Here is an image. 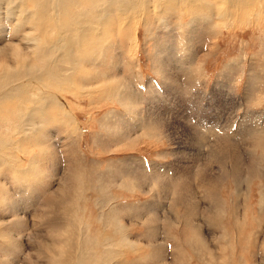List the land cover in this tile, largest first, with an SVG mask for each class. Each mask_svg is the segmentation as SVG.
Here are the masks:
<instances>
[{"label":"rangeland","instance_id":"rangeland-1","mask_svg":"<svg viewBox=\"0 0 264 264\" xmlns=\"http://www.w3.org/2000/svg\"><path fill=\"white\" fill-rule=\"evenodd\" d=\"M114 2L0 0V264H264V0Z\"/></svg>","mask_w":264,"mask_h":264},{"label":"bare ground","instance_id":"bare-ground-1","mask_svg":"<svg viewBox=\"0 0 264 264\" xmlns=\"http://www.w3.org/2000/svg\"><path fill=\"white\" fill-rule=\"evenodd\" d=\"M30 2H31V4H33V5H35L37 8H40V9H47V7H45L44 5H39L38 4V0H29ZM55 1H58L59 2V4L61 5V8L63 9V11H65V13H66V15H68L70 18H69V20H72L74 23H72V24H75V23H78L79 21H83L82 20V16H84V14L87 12V10H86V6L83 4V2H86V3H88V4H91L92 5V9H93V13H90L89 14V16L93 19V20H90L91 22H88L87 23V25H84L83 27H80V24H77L76 26H75V28L76 29H73V26H72V24L70 23V25H66V27L68 26V29H67V34H70V35H68V36H71V35H78V34H82V31L83 30H88V31H92V32H94V31H96L97 30V28L95 27V25H99V23H98V20L97 19H95L94 17H98L99 16V13L101 14V12H102V6H101V0H96V3H95V0H55ZM105 1V0H104ZM144 1H146V0H144ZM103 2V1H102ZM50 5L52 4V5H54L55 6V8H54V10H53V12L54 13H56L54 16H53V18H52V20L54 21V22H56L57 24H59V21L58 20H56V18L59 16L57 13H61V9L59 8V6L58 5H56V4H54V3H50V2H48ZM115 4H116V6H117V8H118V10L120 11V12H123V11H125V10H127V11H129L130 9L131 10H134V11H136V8H137V6L138 5H141V6H143V5H145V3H140V2H137V4H135V3H133L132 2V0H117V2H114ZM151 3V2H150ZM78 4V7L75 9V12L73 11V8H74V6L75 5H77ZM101 6V7H100ZM146 8V7H145ZM82 9H83V13H82ZM107 9V8H106ZM106 9H104L103 8V12L105 13L106 12V14H105V17L106 18H108V17H110V14H109V12H107V10ZM124 13V12H123ZM104 15V14H103ZM112 16H114V9H113V11H112ZM105 17H104V20H107V19H105ZM85 18V17H84ZM99 18V17H98ZM86 19V18H85ZM64 20V22H67L68 21V19L66 20V19H63ZM82 24V23H81ZM103 24H104V22H103ZM57 28H60L59 26H57L56 27V29H55V31L57 30ZM84 28V29H83ZM84 32V31H83ZM57 33V32H56ZM95 33V32H94ZM186 101V100H185ZM187 106V105H186ZM190 109V108H189ZM192 109V108H191ZM196 109V108H195ZM204 118V117H203ZM220 118V117H219ZM202 119V118H201ZM205 119V118H204ZM202 121V120H201ZM203 123H205V121L203 120L202 121ZM212 123V122H211ZM208 125H210V123L208 124ZM213 125H211V127H212ZM210 127V128H211ZM226 131V130H225ZM225 131H224V133H225ZM223 134V133H222ZM238 135V134H237ZM227 143H223V142H221V144L223 145V147H224V149L226 150V151H232V152H235L237 149L235 148V145L234 144H231V143H229L228 141H226ZM219 144V143H218ZM220 145V144H219ZM218 145V146H219ZM219 147H221V146H219ZM262 147V146H261ZM217 148V147H216ZM236 153V152H235ZM217 154V153H216ZM216 154H215V156H216ZM219 155V154H218ZM230 156V155H229ZM221 157V156H220ZM219 157V158H220ZM226 157V156H225ZM228 157V156H227ZM231 157V156H230ZM212 159H214V158H212ZM222 159H224L223 157H222ZM222 159H220V160H222ZM222 162V161H221ZM223 162H225V160L223 161ZM241 166V165H240ZM225 167V166H224ZM239 167V166H238ZM206 170V169H205ZM236 170V169H235ZM188 171V170H187ZM238 171V170H237ZM171 171L169 170V173H170ZM183 173V172H182ZM170 174H172V173H170ZM219 178V177H218ZM217 178V179H218ZM209 179H211V178H209ZM175 180H173V181H171L170 183H172V184H174L173 182H174ZM209 181V180H208ZM137 184H140V180L139 179H137ZM211 182V181H210ZM213 182V181H212ZM212 182H211V184H212ZM219 182V181H218ZM169 183V184H170ZM168 184V185H169ZM175 184H176V186L178 185L176 182H175ZM218 185V183H217V181H215V182H213V185ZM184 186V185H183ZM173 188V187H172ZM185 188V187H184ZM188 188V187H187ZM170 189H171V187H170ZM173 190H175V188H173ZM182 191H183V189H182ZM176 193H178L179 195H181V193L180 192H178V191H176ZM211 197V196H210ZM183 199H185V200H187L186 199V197L183 195H181V196H177V201H181V200H183ZM211 199L212 200H214L215 199V197H214V195H212V197H211ZM191 201V200H190ZM188 203H189V201H188ZM193 202H190V204H192ZM191 205H189L188 206V208H191L190 207ZM195 208V207H194ZM196 209V208H195ZM195 209H191V211L190 212H188V214H190L191 212H192V215H193V212L195 211ZM192 218V217H191ZM213 218H211V220H212ZM215 221H211V223H214ZM54 251V250H53ZM59 252V257H58V259L60 260V257H62L63 256V254L64 253H67V251H65V250H62V249H60V248H56V252ZM61 253V254H60ZM57 254V253H56ZM49 255V254H48ZM68 256H70V254L68 253L67 254ZM50 256V255H49ZM58 259H55L54 257H52L51 256V259H50V261L51 262H53L54 261V263L56 264L57 263V261H58ZM80 259H82V258H80ZM53 264V263H52ZM78 264H85L84 262H79Z\"/></svg>","mask_w":264,"mask_h":264},{"label":"crops","instance_id":"crops-1","mask_svg":"<svg viewBox=\"0 0 264 264\" xmlns=\"http://www.w3.org/2000/svg\"><path fill=\"white\" fill-rule=\"evenodd\" d=\"M176 111V110H175ZM171 112H172V110H171ZM195 123H197V122H195ZM204 124H209V123H207L206 121H205V123ZM201 126V125H200ZM208 126H211V125H208ZM229 142V141H228ZM231 144H234V143H232V142H230Z\"/></svg>","mask_w":264,"mask_h":264}]
</instances>
